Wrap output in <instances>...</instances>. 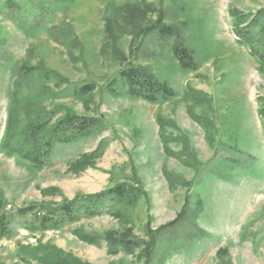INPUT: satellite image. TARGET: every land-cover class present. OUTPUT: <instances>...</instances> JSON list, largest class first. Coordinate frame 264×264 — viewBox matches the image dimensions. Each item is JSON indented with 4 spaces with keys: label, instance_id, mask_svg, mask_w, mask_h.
Returning <instances> with one entry per match:
<instances>
[{
    "label": "rangeland",
    "instance_id": "obj_1",
    "mask_svg": "<svg viewBox=\"0 0 264 264\" xmlns=\"http://www.w3.org/2000/svg\"><path fill=\"white\" fill-rule=\"evenodd\" d=\"M5 2L0 215L9 214L12 223L0 240V264H40L23 262L18 250L47 245L85 264H264V62L239 43L233 15L245 16V27L264 0H11L14 10ZM157 25L175 28L176 35L158 39ZM177 44L191 51L197 70H181ZM128 64L167 81L174 97L149 103L108 95L107 82ZM43 71L56 75L41 78ZM16 80L19 100L44 122L75 114L101 121V131L35 169L28 149L18 153V139L8 141ZM85 86L94 89L82 94ZM20 120L17 131L23 113ZM166 139L176 155L166 151ZM120 185H139L146 195L135 206L107 201L100 216L56 228L15 213ZM179 218H190L208 235L189 240L177 226L170 241L161 233L147 255L148 233ZM106 233L140 246L110 254ZM78 234L100 238L99 246Z\"/></svg>",
    "mask_w": 264,
    "mask_h": 264
},
{
    "label": "trees",
    "instance_id": "obj_2",
    "mask_svg": "<svg viewBox=\"0 0 264 264\" xmlns=\"http://www.w3.org/2000/svg\"><path fill=\"white\" fill-rule=\"evenodd\" d=\"M5 5L8 9H15V4L11 0H6ZM233 15L236 18L235 25L239 43L248 46L251 55L264 62V9L259 10L256 15H253L245 27H243L245 16L236 12ZM106 29L108 30V22ZM154 31L156 37L163 41L176 35L175 28L171 26L157 25ZM173 54L179 61L182 71H195L198 69L191 51L186 46L182 44L175 45ZM21 71H24V67L21 68ZM39 75L41 78H50L56 74L51 71H43ZM20 83L16 80L15 87L11 92L12 99L16 100L17 104L14 105L9 113L7 136L9 142L18 139L21 148L16 150V152L21 153L25 148L28 149L25 157L35 169L40 170L51 166L54 163L55 152L61 151L64 147L83 139L93 138L101 131V121L75 114L66 115L54 124L44 122L29 108V104H23L19 100L21 94ZM93 89L92 86H85L80 91L84 94L91 92ZM105 91L113 97L126 96L141 99L149 103L167 101L175 95L174 89L167 81H160L153 73L132 64H128L126 68L119 70L107 82ZM22 113L25 124L20 131H17V127L21 123L20 118ZM259 115L264 123V106L259 110ZM168 143L167 140L166 148H168ZM166 151L173 154L169 151V148ZM145 195L146 192L139 185H120L106 192L79 195L74 200H64L59 204L41 203L30 205L26 208H19L15 213L20 219L26 217L33 218L34 223L43 229L49 227L56 228L65 223H76L82 219L100 216L107 201H117L128 206H135L139 199ZM180 219L170 223L167 227H163L160 231L148 233L150 238L147 242V255L154 251L155 240L160 237L161 233L164 237H167V241H170L176 235V230L173 229L177 226L181 230L186 229L187 239L189 240L201 239L208 235L203 228L197 227L195 222L190 218L182 223L179 222ZM11 223L12 216L6 213L0 215V240L10 233L8 228ZM183 233L181 232V234ZM105 235L104 240L109 245V253L113 255L118 254L120 251L131 253L140 246L135 240L127 237H116L112 233H106ZM78 236L81 241L90 245L99 246L101 241L100 238L95 236L83 234H78ZM18 255L23 262L34 260L40 264H85L65 254L62 250L49 245L45 248L21 246L18 250Z\"/></svg>",
    "mask_w": 264,
    "mask_h": 264
}]
</instances>
